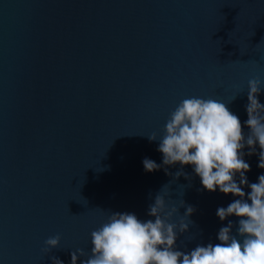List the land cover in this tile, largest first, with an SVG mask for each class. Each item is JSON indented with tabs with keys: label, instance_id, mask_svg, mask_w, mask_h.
<instances>
[{
	"label": "water",
	"instance_id": "95a60500",
	"mask_svg": "<svg viewBox=\"0 0 264 264\" xmlns=\"http://www.w3.org/2000/svg\"><path fill=\"white\" fill-rule=\"evenodd\" d=\"M257 77L264 0H0V264L90 255L91 232L111 212L154 219L148 208L164 185L174 222L182 200L195 209L178 249L219 243L229 220L236 234L239 218L216 212L238 197L203 189L191 165L147 172L143 160L162 165L147 136L164 135L184 98L223 102L243 125ZM243 151L256 183L259 146ZM181 170L189 179L175 177ZM57 235L59 249L46 252Z\"/></svg>",
	"mask_w": 264,
	"mask_h": 264
},
{
	"label": "clouds",
	"instance_id": "9594fccd",
	"mask_svg": "<svg viewBox=\"0 0 264 264\" xmlns=\"http://www.w3.org/2000/svg\"><path fill=\"white\" fill-rule=\"evenodd\" d=\"M262 91L264 81L259 77L248 81L247 120L243 125L227 104L192 96L181 100L170 113L159 140L156 133L147 136L150 142L159 141L157 150L163 159L160 165L145 158V171L177 163L182 168L191 165L203 189L208 192L219 189L225 195L238 197L216 212L221 221L231 216L239 218L236 234L229 220L227 226L219 229V243L197 244L187 251L178 249L177 240L189 231L193 223L189 218L195 209L182 200L181 207L186 211L179 223L174 222L179 208L161 195L168 186L164 185L148 208L147 215L154 219L141 220L134 213L111 212L107 221L91 232V254L76 249L70 254L71 264H77L78 260L80 264H264V174L258 177V182H248L245 174L250 165L243 151L247 147V155L251 156L256 154L258 145V167L264 169V103L259 100ZM164 170L170 174L167 167ZM181 175L189 179L182 170L175 173L177 178ZM244 186L250 189L247 194ZM45 245L46 252L59 249V235L49 237ZM85 256L86 259H80ZM50 259L52 264H63L56 256Z\"/></svg>",
	"mask_w": 264,
	"mask_h": 264
}]
</instances>
